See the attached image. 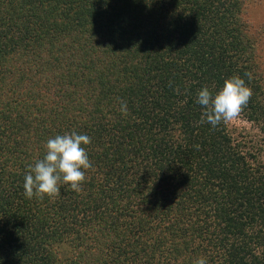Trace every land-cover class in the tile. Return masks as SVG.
<instances>
[{
	"label": "trees",
	"instance_id": "obj_1",
	"mask_svg": "<svg viewBox=\"0 0 264 264\" xmlns=\"http://www.w3.org/2000/svg\"><path fill=\"white\" fill-rule=\"evenodd\" d=\"M245 1L0 0V264H264V156L196 103L239 75L264 134ZM72 131L82 191L27 198V166Z\"/></svg>",
	"mask_w": 264,
	"mask_h": 264
},
{
	"label": "clouds",
	"instance_id": "obj_2",
	"mask_svg": "<svg viewBox=\"0 0 264 264\" xmlns=\"http://www.w3.org/2000/svg\"><path fill=\"white\" fill-rule=\"evenodd\" d=\"M249 80L251 73H245ZM252 89L239 75L224 80L218 91L213 93L207 86L197 92L196 103L203 108L200 123H208L213 128L239 118L252 97ZM120 112L128 114L126 101H120ZM91 137L75 131L56 135L48 139L43 158L27 166L24 176V195L43 199H55L60 195L62 185H67L76 193L82 191L86 170L93 167L86 148ZM84 145V146H82ZM194 264H208L206 257H198Z\"/></svg>",
	"mask_w": 264,
	"mask_h": 264
},
{
	"label": "rangeland",
	"instance_id": "obj_3",
	"mask_svg": "<svg viewBox=\"0 0 264 264\" xmlns=\"http://www.w3.org/2000/svg\"><path fill=\"white\" fill-rule=\"evenodd\" d=\"M240 17L245 24L243 28L249 42V46L246 47L244 54L247 56L248 52H250L252 56V71L255 70L258 74L260 73L264 87V0H246L243 11L240 13ZM62 51L63 47L61 46H58L55 50L56 53ZM96 63L95 59L94 64ZM99 63H101V61ZM79 68L84 69L85 71L88 70L86 62L79 65ZM63 73L66 72L63 71ZM62 79L63 78H60L59 80L60 86L63 83ZM55 87L58 88V85ZM46 89L47 88L42 86H36V91L39 93L44 92ZM48 94L54 98L53 89H49ZM49 100L50 105H53L51 99ZM225 124L226 130L231 135L234 143L241 142L244 150H249L250 152L253 151L255 154L259 153L260 157L264 156V134L254 123L240 115L238 119ZM57 249L59 255L64 258L70 253L71 246L67 241H63L59 243Z\"/></svg>",
	"mask_w": 264,
	"mask_h": 264
}]
</instances>
